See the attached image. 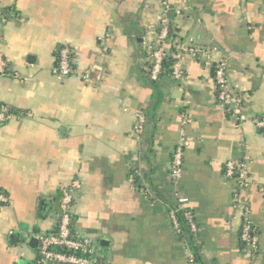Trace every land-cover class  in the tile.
<instances>
[{
  "label": "crops",
  "instance_id": "obj_1",
  "mask_svg": "<svg viewBox=\"0 0 264 264\" xmlns=\"http://www.w3.org/2000/svg\"><path fill=\"white\" fill-rule=\"evenodd\" d=\"M6 15L0 53V264H38L31 238L52 230L61 190L71 180V231L100 248L98 264H264V0H0ZM163 11L184 54L183 78L149 76L145 44L157 38ZM72 50L76 74H53L59 47ZM227 62L244 115L233 120L212 84L216 60ZM89 70V79L79 73ZM144 117L140 134L133 127ZM184 138L179 191L196 232L177 233L169 207L172 152ZM246 167L244 184L225 163ZM257 236L243 250L241 210ZM18 232V236L13 237ZM189 248V249H188Z\"/></svg>",
  "mask_w": 264,
  "mask_h": 264
},
{
  "label": "built area",
  "instance_id": "obj_2",
  "mask_svg": "<svg viewBox=\"0 0 264 264\" xmlns=\"http://www.w3.org/2000/svg\"><path fill=\"white\" fill-rule=\"evenodd\" d=\"M6 21V15L0 6V36L1 26ZM158 34L153 42L145 44V52L150 60L149 76L151 80H157L161 74L163 61L171 59L170 75L179 80L183 78L185 65L183 55L188 54L191 58L200 54V48L187 46L186 43L174 42L172 49L168 47L169 19L163 11L157 16ZM53 74L58 78H65L76 74L72 59V50L63 45L58 49L56 63L52 69ZM9 74L8 63L0 53V76ZM82 80L89 79V70L80 72ZM212 84L215 88L218 104L238 123L246 119L244 115V102L242 95L230 84L227 76V62L224 58L215 61L212 69ZM11 109L8 105L0 103V122L9 118ZM144 117L138 115L133 130L136 135L140 134L144 126ZM251 121L260 132H264V115L252 116ZM185 139L182 137L172 152L171 165L169 169V180L174 187V203L169 207V217L172 227L177 233L182 232L183 222L188 233L193 235L196 232V225L193 215L185 207L187 198L179 191L178 182L182 175V156L184 153ZM225 175L235 177L238 185L245 182L246 167L243 161L231 159L225 163ZM77 180H71L61 190V211L55 229L43 232L37 236L38 264H98L101 258L100 248L88 238L87 235L73 233L70 228L72 217V205L74 194L79 188ZM235 204L241 210V224L239 236L243 242V250L255 252L257 249V236L255 229L248 217V210L242 201L235 197ZM8 203V197L0 189V206ZM189 249V248H188ZM187 259L190 264H199L196 261L193 250L187 252Z\"/></svg>",
  "mask_w": 264,
  "mask_h": 264
},
{
  "label": "trees",
  "instance_id": "obj_3",
  "mask_svg": "<svg viewBox=\"0 0 264 264\" xmlns=\"http://www.w3.org/2000/svg\"><path fill=\"white\" fill-rule=\"evenodd\" d=\"M168 31H169V32H168V39H167V40H168L169 42H171V41L173 40V38H174V34H175V32H174L173 27H172L171 24H169V30H168ZM170 44H171V43H170ZM170 44H168V47H169L170 49H172L171 46H170ZM170 64H171V59H170V58H167V59H165V60L163 61L161 74L164 73V72L170 74V68H169ZM181 225H182V232H183V233L188 232L187 227H186V225H185L183 222L181 223ZM53 229H55V227H54Z\"/></svg>",
  "mask_w": 264,
  "mask_h": 264
},
{
  "label": "water",
  "instance_id": "obj_4",
  "mask_svg": "<svg viewBox=\"0 0 264 264\" xmlns=\"http://www.w3.org/2000/svg\"><path fill=\"white\" fill-rule=\"evenodd\" d=\"M18 232L17 233H14L13 237L15 238L16 236H18ZM32 246H36L37 244V238L36 237H33L31 238L30 242H29ZM23 264H32L31 262H26V261H23Z\"/></svg>",
  "mask_w": 264,
  "mask_h": 264
}]
</instances>
